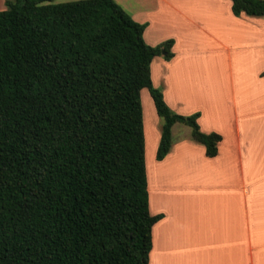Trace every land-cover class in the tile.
<instances>
[{
	"label": "trees",
	"instance_id": "1",
	"mask_svg": "<svg viewBox=\"0 0 264 264\" xmlns=\"http://www.w3.org/2000/svg\"><path fill=\"white\" fill-rule=\"evenodd\" d=\"M4 0L0 10V264H146L145 88L161 120L160 160L175 123L216 154L217 133L152 85L144 23L113 0ZM264 16V0H230ZM264 76V71L262 72Z\"/></svg>",
	"mask_w": 264,
	"mask_h": 264
},
{
	"label": "crops",
	"instance_id": "2",
	"mask_svg": "<svg viewBox=\"0 0 264 264\" xmlns=\"http://www.w3.org/2000/svg\"><path fill=\"white\" fill-rule=\"evenodd\" d=\"M134 4L127 11L118 5L145 24L144 42L172 40V56L156 55L149 65L151 74L157 59L164 102L181 115L197 112L199 130L220 136L211 157L189 132L171 136L160 160L145 152L147 208L160 214L146 264H264V16H234L230 0ZM200 44L210 60L222 62V76L208 70L204 98L198 73L195 81L180 69L203 54Z\"/></svg>",
	"mask_w": 264,
	"mask_h": 264
},
{
	"label": "rangeland",
	"instance_id": "3",
	"mask_svg": "<svg viewBox=\"0 0 264 264\" xmlns=\"http://www.w3.org/2000/svg\"><path fill=\"white\" fill-rule=\"evenodd\" d=\"M63 1H69V0H52L51 2L53 3H59V2H63ZM117 4H119L124 10H131L133 8V6L135 5L134 2L135 0H114ZM5 5H4V0H0V10L4 9ZM129 13V12H127ZM146 42V41H145ZM201 42V41H200ZM148 44V42H146ZM150 45V44H149ZM201 45V52H203V54L199 55V58H197L195 60V58L192 59H188V60H183V64H188L190 66L187 67V69H181V71L183 72L184 75H189V77L193 78L194 80L196 79L195 75H199V79L201 84L199 83V88L202 89L201 92H199V94L201 95V97L204 98V94L206 97L207 94V86L206 84V76L208 77V70L209 72L211 71L215 76H222V62H216L213 60H210L208 57L207 53L205 51V45L200 44ZM159 57V56H158ZM157 59H153L152 61V65H151V78L153 79V81L155 82V66L154 63ZM196 70L198 72H196ZM196 81V80H195ZM160 83V82H158ZM161 84V83H160ZM160 84H156V88L160 87ZM153 85V84H152ZM159 89V88H158ZM222 99V98H221ZM140 102H141V107H142V122L144 124V130H143V135H144V157H146L145 152H147V159H150L152 154L154 153L153 150H155L153 148V143L155 141L156 138V133L159 134V128L161 125V120L156 116L155 111L153 109V105L151 102V99L148 95V92L145 88L140 90ZM171 136L174 139H178L180 137H182V135L184 133L189 132V127L181 124V123H175L173 124V127L171 128ZM152 134V135H151Z\"/></svg>",
	"mask_w": 264,
	"mask_h": 264
},
{
	"label": "bare ground",
	"instance_id": "4",
	"mask_svg": "<svg viewBox=\"0 0 264 264\" xmlns=\"http://www.w3.org/2000/svg\"><path fill=\"white\" fill-rule=\"evenodd\" d=\"M152 135V134H151Z\"/></svg>",
	"mask_w": 264,
	"mask_h": 264
}]
</instances>
